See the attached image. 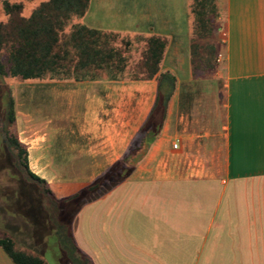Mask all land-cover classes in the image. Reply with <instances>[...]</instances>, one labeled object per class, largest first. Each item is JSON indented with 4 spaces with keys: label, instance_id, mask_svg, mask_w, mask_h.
<instances>
[{
    "label": "crops",
    "instance_id": "crops-1",
    "mask_svg": "<svg viewBox=\"0 0 264 264\" xmlns=\"http://www.w3.org/2000/svg\"><path fill=\"white\" fill-rule=\"evenodd\" d=\"M73 25L128 44L125 77L71 66L70 77L19 79L31 171L68 197L155 132L122 182L79 207V251L91 264H264V0H88L60 34ZM151 37L164 47L146 78ZM85 73L96 77H73ZM160 73L173 78L165 107ZM0 264H14L1 246Z\"/></svg>",
    "mask_w": 264,
    "mask_h": 264
},
{
    "label": "trees",
    "instance_id": "trees-1",
    "mask_svg": "<svg viewBox=\"0 0 264 264\" xmlns=\"http://www.w3.org/2000/svg\"><path fill=\"white\" fill-rule=\"evenodd\" d=\"M87 6L88 0H44L36 6L29 17H25L22 13L23 5L21 3L2 0L6 22H0V50L9 42L11 46L7 74L21 80H40L45 78L44 71L47 68L54 73V78L70 77L71 75L67 73L72 66L74 71L78 68H85L86 72H90L91 68H94L106 72L104 76L108 78H124L127 64V57L124 52L128 50V44L121 48L113 46L111 43L115 40L113 34L87 29L81 25H73L68 35L60 34L69 21L79 20L84 15ZM11 21L12 24L7 26V23ZM61 35L63 36L62 42L60 40ZM146 43L145 53L139 67L143 69L144 75L142 76L149 78L157 72L164 45L154 37L148 38ZM71 48L73 49V56L70 55L69 49ZM194 50H196V59H192L193 67L204 69V66L210 62L208 58H205V49L194 45ZM64 60L67 62L63 63ZM60 68L65 70L60 71ZM73 77L82 79L96 77V75L85 73L73 75ZM136 77L138 76L136 75ZM158 81L156 104L162 94L161 85L166 83L169 86L167 87L168 90L162 94L163 106L165 107L172 92L173 78L168 73H160ZM6 116L9 124L5 130L6 142L12 150L11 157L15 167L18 171L20 170L22 179L37 188L38 207H41L47 214V224L51 227V234L55 236L59 252L63 257L67 255L70 264H91L90 260L79 251L75 244L71 229L74 214L70 216L64 204L67 200L80 199L78 210L87 198L103 194L115 184L122 182L131 173L138 158L137 152L140 155L144 144L149 143L154 138V130H149V128L148 135L140 143L134 145L129 153L122 156L82 190L59 201L54 198V194L46 182L29 171L27 149L17 139L16 135L11 133V128L13 129L15 124L12 99L9 101ZM82 195L85 197H80ZM42 204H44V208ZM36 217L39 219L37 213ZM0 246L14 264H48L38 255L15 249L14 240L10 235L0 239Z\"/></svg>",
    "mask_w": 264,
    "mask_h": 264
},
{
    "label": "rangeland",
    "instance_id": "rangeland-1",
    "mask_svg": "<svg viewBox=\"0 0 264 264\" xmlns=\"http://www.w3.org/2000/svg\"><path fill=\"white\" fill-rule=\"evenodd\" d=\"M10 1L13 3H21L23 7L26 6V9L33 4L32 0ZM0 22H6V15L2 8V0H0ZM11 24L12 21L7 23V26ZM10 50V42L0 50V239L7 235L12 236L15 249L38 255L48 264H70L67 255L63 257L59 252V246L55 241V236L51 234V227L47 224L46 212L41 207H38L39 197L36 192L37 188L22 179L20 170L18 171L15 167L11 157L12 150L6 142L7 135L5 130L9 126L6 115L9 109V101L12 99L15 124L14 128H11V133L15 134L17 139L26 147L28 163L29 139L33 133L29 131L28 124L25 122L27 119L25 117L27 109H25L24 105L25 101L27 102L26 97L29 92L26 85L16 87L20 85L21 80L19 81L18 78L11 77L7 74ZM15 103H17V108L16 105L14 107ZM28 169L31 171L29 166ZM34 174L38 176L45 175L46 173L39 172V174ZM46 185L48 186L47 183ZM48 188L50 187L48 186ZM53 194L54 198L59 201L67 197L56 194L55 191H53ZM79 201L80 199H71L65 202L64 207L70 216H73V214L75 216L77 213ZM43 202L45 204V200ZM44 204H42L43 208ZM36 213L39 219H37ZM72 222L73 220L71 221V229ZM84 256L87 257V255Z\"/></svg>",
    "mask_w": 264,
    "mask_h": 264
},
{
    "label": "built area",
    "instance_id": "built-area-1",
    "mask_svg": "<svg viewBox=\"0 0 264 264\" xmlns=\"http://www.w3.org/2000/svg\"><path fill=\"white\" fill-rule=\"evenodd\" d=\"M221 58H222V55L220 53H217V55H216V61L217 62H220ZM173 146L175 147L176 145L174 144Z\"/></svg>",
    "mask_w": 264,
    "mask_h": 264
}]
</instances>
